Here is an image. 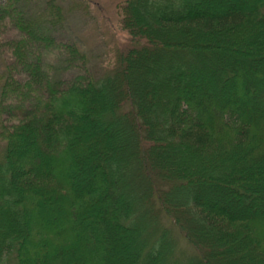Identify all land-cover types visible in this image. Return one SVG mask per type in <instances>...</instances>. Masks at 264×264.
Segmentation results:
<instances>
[{
	"label": "trees",
	"instance_id": "obj_1",
	"mask_svg": "<svg viewBox=\"0 0 264 264\" xmlns=\"http://www.w3.org/2000/svg\"><path fill=\"white\" fill-rule=\"evenodd\" d=\"M114 1L0 0V264H264V0Z\"/></svg>",
	"mask_w": 264,
	"mask_h": 264
},
{
	"label": "rangeland",
	"instance_id": "obj_2",
	"mask_svg": "<svg viewBox=\"0 0 264 264\" xmlns=\"http://www.w3.org/2000/svg\"><path fill=\"white\" fill-rule=\"evenodd\" d=\"M56 1L61 6L64 16L65 37L63 39L70 41L71 44L84 52L88 58L86 61L90 73L97 78L104 68H109L110 64L112 65L114 61V58L112 59L113 49L117 45H124L127 42V36L121 32L118 33L116 28L114 30L110 26L106 19L109 11L105 12V8H107L105 0ZM43 10V8L38 9V13L40 14ZM2 20H0V31L6 30L5 36L14 34L16 37L17 33L13 32L9 19H5V22ZM56 40L57 42L64 41L59 38ZM23 66L20 64V68ZM63 71L64 77L70 76L66 68Z\"/></svg>",
	"mask_w": 264,
	"mask_h": 264
}]
</instances>
